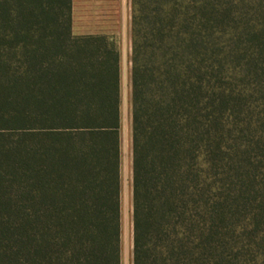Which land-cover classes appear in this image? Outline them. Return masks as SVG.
<instances>
[{"label":"trees","instance_id":"16d2710c","mask_svg":"<svg viewBox=\"0 0 264 264\" xmlns=\"http://www.w3.org/2000/svg\"><path fill=\"white\" fill-rule=\"evenodd\" d=\"M133 264H264V0H132ZM121 56L73 0H0V264H122Z\"/></svg>","mask_w":264,"mask_h":264},{"label":"rangeland","instance_id":"374dc122","mask_svg":"<svg viewBox=\"0 0 264 264\" xmlns=\"http://www.w3.org/2000/svg\"><path fill=\"white\" fill-rule=\"evenodd\" d=\"M92 13V12H91ZM79 14L73 20V33L77 36L108 32L107 28L116 27L110 32L121 56V182H122V264H133V178H132V111H131V57L132 32L122 21L118 25L107 23L108 17L95 14ZM107 31H104V30Z\"/></svg>","mask_w":264,"mask_h":264},{"label":"crops","instance_id":"0c3cea01","mask_svg":"<svg viewBox=\"0 0 264 264\" xmlns=\"http://www.w3.org/2000/svg\"><path fill=\"white\" fill-rule=\"evenodd\" d=\"M92 12V13H91ZM95 14L98 21L101 16L108 17L107 23L110 25H118L122 21L127 25V29L131 32L132 28V0H73V20L76 21L79 14ZM108 32L86 35H107L111 37L116 27L107 28ZM106 29L104 31H107ZM112 38V37H111Z\"/></svg>","mask_w":264,"mask_h":264}]
</instances>
